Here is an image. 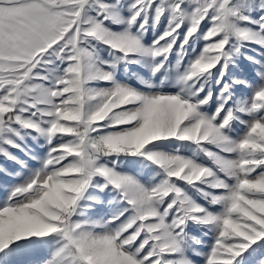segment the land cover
<instances>
[{
	"label": "snow or ice",
	"instance_id": "6c2138e0",
	"mask_svg": "<svg viewBox=\"0 0 264 264\" xmlns=\"http://www.w3.org/2000/svg\"><path fill=\"white\" fill-rule=\"evenodd\" d=\"M253 44L264 0H0V264H264Z\"/></svg>",
	"mask_w": 264,
	"mask_h": 264
},
{
	"label": "rangeland",
	"instance_id": "374dc122",
	"mask_svg": "<svg viewBox=\"0 0 264 264\" xmlns=\"http://www.w3.org/2000/svg\"><path fill=\"white\" fill-rule=\"evenodd\" d=\"M154 38L153 34L151 32H149V35L145 38L146 40L150 41V39ZM255 49V50H253ZM242 52H244L246 55L248 56H253L254 58H256L257 60H260L261 62H264V48H260L257 45H249L245 48H243L241 50ZM102 56H107L106 52H102L101 53ZM237 63L239 64L240 68L243 70L244 73H246L248 76H254L255 72H254V66L247 61L244 56H240ZM135 70L141 72L143 74V72L145 71L144 69H141L139 66H135ZM118 75L121 76V78H123V72L119 73ZM131 83H133V85H136L135 81H131ZM107 208H102L99 211H107ZM190 234L191 235H199V229L196 228L195 226H192L190 229ZM205 241H208L211 239L210 236L204 237Z\"/></svg>",
	"mask_w": 264,
	"mask_h": 264
}]
</instances>
